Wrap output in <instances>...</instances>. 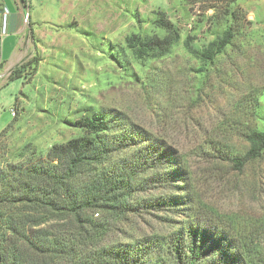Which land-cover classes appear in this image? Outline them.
<instances>
[{"label":"rangeland","instance_id":"obj_1","mask_svg":"<svg viewBox=\"0 0 264 264\" xmlns=\"http://www.w3.org/2000/svg\"><path fill=\"white\" fill-rule=\"evenodd\" d=\"M157 12L174 25L179 39L169 53L138 60L126 38L163 35L154 24ZM60 16L46 22L40 38L33 39L29 65L10 82L17 101L14 119L9 112L3 117L0 163L45 161L53 145L85 135L77 120L95 110L112 112L182 153L190 185L204 200L264 220V158L238 172L226 162L217 166L198 150L207 135L226 131L222 124L227 119H250L241 105L250 94L260 95L264 108V0L231 5L225 0H61ZM229 24L230 44L212 64H204L195 50L218 38ZM252 124L264 128L260 119ZM228 143L239 151L247 146L236 137ZM131 152L124 149L117 156ZM143 186L133 194L141 203L163 191ZM86 215L108 228L95 237L109 244L166 235L182 219L179 213L155 209L123 217L101 211ZM40 227L58 229L55 236L71 247L94 233L92 226L78 233L68 217L50 218Z\"/></svg>","mask_w":264,"mask_h":264},{"label":"trees","instance_id":"obj_2","mask_svg":"<svg viewBox=\"0 0 264 264\" xmlns=\"http://www.w3.org/2000/svg\"><path fill=\"white\" fill-rule=\"evenodd\" d=\"M157 14L154 24L163 35L126 38L138 60L169 53L179 39L174 25L162 12ZM226 15L235 18L233 11ZM232 36L229 24L218 38L195 50L196 56L212 64ZM27 65L29 61L15 68L9 79L22 77ZM259 98L250 94L243 99L242 108L250 119H227L222 124L226 131L207 135L199 153L238 172L264 158V128L252 124L264 121ZM75 125L85 135L53 145L45 161L0 163V264H264V220L221 210L204 200L190 185L191 171L182 153L112 112L92 111ZM233 137L246 142V148L239 151L231 146ZM124 149L132 152L118 157ZM144 184L163 191L142 203L134 200V192L144 189ZM141 209L173 211L182 219L166 235L109 244L95 237L108 228L86 215L98 216L101 211L123 217ZM66 217L78 233L92 226L90 240L71 247L55 236L58 229L40 227L50 218ZM71 253L74 258H69Z\"/></svg>","mask_w":264,"mask_h":264},{"label":"crops","instance_id":"obj_3","mask_svg":"<svg viewBox=\"0 0 264 264\" xmlns=\"http://www.w3.org/2000/svg\"><path fill=\"white\" fill-rule=\"evenodd\" d=\"M60 12L61 0H0V131L3 117L16 108L11 72L33 57V39L40 38L46 22L61 18Z\"/></svg>","mask_w":264,"mask_h":264},{"label":"built area","instance_id":"obj_4","mask_svg":"<svg viewBox=\"0 0 264 264\" xmlns=\"http://www.w3.org/2000/svg\"><path fill=\"white\" fill-rule=\"evenodd\" d=\"M25 4H26V3H25ZM26 16H28V15H26ZM11 113H12V115L14 116V114H15V110L12 109V110H11Z\"/></svg>","mask_w":264,"mask_h":264}]
</instances>
